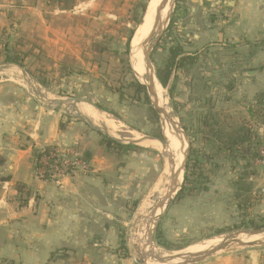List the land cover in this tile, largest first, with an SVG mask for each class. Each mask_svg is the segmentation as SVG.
Listing matches in <instances>:
<instances>
[{"label": "rangeland", "instance_id": "rangeland-1", "mask_svg": "<svg viewBox=\"0 0 264 264\" xmlns=\"http://www.w3.org/2000/svg\"><path fill=\"white\" fill-rule=\"evenodd\" d=\"M151 1L0 0V11L6 10L2 14L8 18L5 27L13 34L4 39V44L0 43V66H5L0 70V95L16 99L24 90L42 105L50 106L34 95L25 78L47 100L62 101L58 110L71 119L82 122L71 107L74 102L76 106L90 105L107 120L106 123L96 122L95 126L106 131L107 123L112 122L115 138L123 144L135 143L132 144L135 149L127 152L117 151L112 146L108 148L118 155L137 157L132 162L122 160L123 171H130V177L135 175L137 191L125 195L130 202L122 207L120 223L115 227L119 239L116 247L124 252L128 264H143V255L150 251L148 226L152 230L151 250L160 257L176 256L197 248L205 250L210 248L205 245L218 244L240 232L264 231V218L259 210L264 187V164L259 151L264 147L258 139L256 122L260 111L256 104L259 97H264V81L219 82L211 79L209 58L185 56L184 45H180L179 25L176 21L173 24L171 19L173 0H168L166 15L161 17L157 32L145 49L149 51V71L155 79L158 70L171 68L165 88L157 79L156 82L160 100L175 124L172 133L183 147L180 164L184 162V168L176 192L156 212L153 223L151 221L154 207L165 195L168 162L160 145L136 143V140L152 137L165 141L163 130L171 124L167 125L154 109L143 86L146 76L140 63L141 53L132 58V68L129 61L133 36ZM35 4L43 15L41 26L34 18L25 21L26 15L20 10L22 6ZM143 5H146L144 13L141 12ZM10 7L19 11L21 20L11 21ZM142 14L141 23L135 25ZM23 30L27 33L25 38L21 34ZM24 41L29 48L24 47ZM221 57L223 55L217 65L220 70L226 68V64L222 65L226 59ZM16 65L22 66L25 75ZM136 83L144 87L146 98L136 89ZM249 97L256 102L251 109L257 116L253 125L247 119ZM84 125L89 129L86 123ZM97 134L105 144V137ZM247 137L251 144L245 140ZM17 202L20 206V201ZM8 208L0 205V222L3 218L17 216V207ZM7 230L8 226L0 224V247ZM253 240L262 244L230 245L190 264H264V238H249ZM0 264L8 263L3 259Z\"/></svg>", "mask_w": 264, "mask_h": 264}, {"label": "crops", "instance_id": "crops-1", "mask_svg": "<svg viewBox=\"0 0 264 264\" xmlns=\"http://www.w3.org/2000/svg\"><path fill=\"white\" fill-rule=\"evenodd\" d=\"M175 1L171 19L179 25L185 56L209 58L211 79L219 82L264 81V0ZM20 10L25 21L34 18L43 24L37 4ZM5 11H0L2 44L13 35L5 27ZM10 13L11 21L22 19L15 7H10ZM21 34L27 36L24 30ZM27 43L23 42L25 48H29ZM220 55L226 59L222 63L226 68L221 70L217 68ZM20 94L16 99L0 95V179H7L0 183V205L11 210L17 207L18 216L1 219L8 230L0 260L8 264H128L124 252L116 247L115 227L122 207L130 202L125 195L137 191L135 175L123 171L122 160L132 162L137 157L109 152L102 138L84 123L42 105L27 91ZM252 99L247 109L251 125L257 117L250 111L256 104ZM259 108L258 139L264 147V104ZM48 146L86 154V169L59 181L38 178L32 170V150ZM16 184L28 191L24 206L17 204L26 196L16 190ZM259 210L264 218V187Z\"/></svg>", "mask_w": 264, "mask_h": 264}, {"label": "water", "instance_id": "water-1", "mask_svg": "<svg viewBox=\"0 0 264 264\" xmlns=\"http://www.w3.org/2000/svg\"><path fill=\"white\" fill-rule=\"evenodd\" d=\"M168 0H159L157 3V6L154 8L153 14H152V22H151V26L147 32V34L145 35V37L142 39V41L140 43H138V45H136L135 50L136 52H141L142 58L144 60V66L146 67V69L148 70V76H146V84L143 85L144 87H146L147 93H148V97L150 99L151 104L153 105L154 109L159 113V115H161L162 117H164V119L167 121V123L171 124L172 127L175 126L174 121L169 117L168 113H166V111L164 110V108L159 107L156 103L155 96H154V84H153V79H155L154 75L152 73H150L149 68H150V61H149V51H147L145 49L146 44L150 41V39H152V37L155 35V33L157 32V28L160 25V20H161V15L162 12L164 10V7L166 5ZM174 1L171 5V13H173L174 11ZM171 13L169 15V17L167 18V22L170 20V16ZM145 16V15H144ZM132 53H133V49L131 47L130 49V57H129V61L131 64V68H132ZM11 63V62H10ZM7 65V64H6ZM9 66V65H8ZM5 67V66H0V70ZM7 67V66H6ZM16 67L22 72L23 75H25V71L22 68L21 65H16ZM134 72V71H133ZM23 80L27 83V85L32 89L34 95H36L37 97L46 100V102L48 104L53 105V107H55L56 109H58V107L60 105H62V101H52V100H47L46 96L41 93L40 91H38L34 86L31 85V82L25 78H23ZM156 80V79H155ZM75 104L72 105V107L74 108V110L76 109V102H74ZM76 112V118L79 119L80 121L86 123V125L89 127V129H91L92 131L96 132V133H101L106 139L112 140L118 144L121 145H132L135 143H127V144H123L122 142H120L117 138L110 136L107 131L101 129L100 127L95 126L88 117L80 114L78 111ZM174 128V127H173ZM144 140H149V141H157L160 143L162 150H164L166 148V140L163 141L160 138H152V137H145ZM138 143V142H137ZM185 157V155H184ZM170 167L168 166V172H169V177L170 179L174 180V182L172 183V185L170 186L168 192L163 196V198L156 204V206L154 207L152 214H151V221L153 223V220L155 219L156 216V212L160 209H162L167 202L172 198V196L174 195V193L176 192L179 184H180V178L181 177V172L182 169L184 168V162L182 163V166L180 168L179 171L174 170V164L173 163H169ZM178 178H179V182H178ZM147 243L148 246L150 248V251L146 254L143 255L144 259L142 260V263L144 264L148 257L151 258V260L153 262L159 263V264H165L166 262H168L169 260H173V259H179V263L178 264H190V263H194L197 261H200L204 258H207L225 248H227L230 245H235V246H255V245H260L262 244L260 241H250L247 242L245 241L246 239L250 238V237H261L264 238V231L263 230H255V231H246V232H240L234 235H231L229 237H226L224 239H222L220 241V243L218 244H214L213 246H211L208 249L205 250H200L197 253L194 252H189L186 253L184 255L181 256H176V257H160L154 254V252L151 250L152 249V230L150 228V226L147 227Z\"/></svg>", "mask_w": 264, "mask_h": 264}, {"label": "bare ground", "instance_id": "bare-ground-1", "mask_svg": "<svg viewBox=\"0 0 264 264\" xmlns=\"http://www.w3.org/2000/svg\"><path fill=\"white\" fill-rule=\"evenodd\" d=\"M158 1L159 0H152L151 2H150V4H149V7H148V9H147V11H146V16H145V18L143 19V22L141 23V25L139 26V28L137 29V31H136V33L134 34V38H133V40H132V44H131V46H132V49H133V53H132V58L133 59H135L136 58V56L139 54V53H141V52H136V50H135V47H136V45H138V43H140L141 41H142V39L145 37V35L147 34V32H148V30H149V28H150V26H151V22H152V14H153V11H154V8L157 6V3H158ZM167 7H168V1H167V3H166V5H165V7H164V10H163V12H162V15H161V17L163 18V17H165V15H166V12H167ZM161 18V19H162ZM140 63H141V65L142 66H144V62H143V59H142V56H141V61H140ZM144 68H145V76H148V70L146 69V67L144 66ZM139 73H141V71L139 72ZM1 78V77H0ZM5 79V78H4ZM10 81V80H9ZM153 84H154V96H155V99L154 100H156V104L159 106V107H162V108H164V110L166 111V113H168L167 112V109H165V107H164V105H165V103L163 104L162 102H161V100H160V97H159V92H158V84H157V82H156V80L155 79H153ZM49 99V98H48ZM73 104V103H72ZM72 107V106H71ZM69 110V109H68ZM75 111H78L80 114H82V113H84L85 115H86V117H88L93 123H96V122H98V123H100V122H105V121H107V120H104L103 119V116H102V113H100V112H98V111H96L95 109H93L92 107H90V105H84V104H78L77 106H76V109H75ZM82 113H81V112ZM84 114H82V115H84ZM84 115V116H85ZM107 118V117H106ZM112 120V119H111ZM106 123V122H105ZM98 125V124H97ZM167 125H168V123H167ZM106 128L108 129V130H106L107 131V133L110 135V136H112V137H115V131H116V129H115V127L112 125V122H109V123H107V125H106ZM174 129V128H173ZM166 130H167V135H166ZM163 131H165V132H163L164 133V136H165V140H166V148L164 149V150H162L163 152V155H164V157L166 158V160H167V162H168V165H167V170H168V166L170 167V165H169V163H173L174 164V170H176V171H179L180 170V168H181V166H182V163L180 164V161H181V157H182V153H183V147H182V145H180V142H179V139L176 137V136H174V134L172 133V126L171 125H169L168 127H165L164 128V130ZM176 135V134H175ZM135 139H138V138H135ZM135 139H133V140H135ZM138 143H144V142H149V143H154V145L156 146V147H159V145H160V143L159 142H157V141H149V140H144V139H138V140H136ZM182 141H184V140H182ZM136 142V143H137ZM160 147H161V145H160ZM161 149H162V147H161ZM182 154V155H181ZM180 166V167H179ZM168 175H169V172H168ZM180 178V177H179ZM179 178H178V182H179ZM166 180H167V182L164 184V190H165V194L168 192V190H169V188H170V186L172 185V183L174 182V180H172V179H170V177L168 176V177H166ZM160 181V180H159ZM169 181V182H168ZM176 181V180H175ZM168 183H169V185H168ZM163 190V191H164ZM162 191V192H163ZM164 193V192H163ZM161 197V196H160ZM151 212V211H150ZM147 217H149V215L147 216ZM147 220H148V218H147ZM245 241H247V242H250L249 241V238L248 239H246ZM253 241H255V240H253ZM215 244V243H214ZM213 243H212V245L211 244H207V245H205L204 247L206 248L207 246H209V247H211V246H213L214 245ZM200 250H202V249H199V248H197V249H194V250H191V252H194V253H197L198 251H200ZM186 253H189L188 251L186 252ZM186 253H182V254H179V255H176V256H181V255H184V254H186ZM176 256H169V258L171 257H176ZM179 259H173V260H169L168 262H166L165 264H178L179 263ZM144 264H159V263H156V262H153L152 260H147Z\"/></svg>", "mask_w": 264, "mask_h": 264}, {"label": "trees", "instance_id": "trees-1", "mask_svg": "<svg viewBox=\"0 0 264 264\" xmlns=\"http://www.w3.org/2000/svg\"><path fill=\"white\" fill-rule=\"evenodd\" d=\"M145 8H146V5H143L142 11H141L142 13L145 12ZM142 17H143V14H142L141 18H139L137 21H135V25H139L141 23ZM132 35H133V30L131 31V34L128 37L126 49H128V47H129V42L131 40ZM176 55H178V54L176 53ZM173 58H174V55H173ZM6 60L11 62V63L17 64L16 61H14V60L12 61L9 58H7ZM170 75H171L170 66H166L163 71L158 70L156 72V79H157L158 83L163 88H165L166 85L168 84V81L170 79ZM135 86H136V89L139 92L143 93L145 98H146L144 87L138 83H136ZM263 104H264V97H259L256 105L261 106ZM252 115H253V113H252ZM246 133H247V131H246ZM245 140L249 144H251L250 137H247ZM103 141L105 142V145L108 148L110 146H112L117 151L127 152V151H131V150L135 149V147L132 145H121V144H118V143H116L112 140H109V139L103 138ZM61 155H62V152L59 151L55 146H48V147H45L43 149H33L32 150V170L35 173L42 171V178H41L42 180H51V173H52L53 166L56 162L58 163V161L60 160L59 156H61ZM77 156H78V159H80L84 164H87V162L89 161V158L86 154H84V155L78 154ZM259 158H261L260 155H259ZM0 164H1V162H0ZM5 180H7V179H0V183L5 181ZM15 188L20 194H25L26 197L25 198L20 197V200H19L20 206H24L26 204V201H27L28 191L21 184H16Z\"/></svg>", "mask_w": 264, "mask_h": 264}, {"label": "built area", "instance_id": "built-area-1", "mask_svg": "<svg viewBox=\"0 0 264 264\" xmlns=\"http://www.w3.org/2000/svg\"><path fill=\"white\" fill-rule=\"evenodd\" d=\"M78 153L74 149H66L59 156L60 160L53 166L51 180L59 181L64 176L73 175L77 171H84L86 164L78 159ZM260 160L264 163V150L259 151ZM38 178H42V171L35 173Z\"/></svg>", "mask_w": 264, "mask_h": 264}]
</instances>
